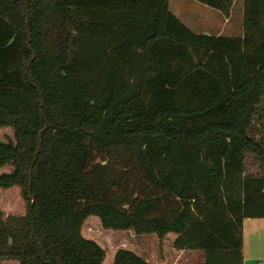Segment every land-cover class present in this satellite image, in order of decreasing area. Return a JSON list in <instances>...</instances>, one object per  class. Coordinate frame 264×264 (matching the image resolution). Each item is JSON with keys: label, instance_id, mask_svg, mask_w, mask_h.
Returning <instances> with one entry per match:
<instances>
[{"label": "trees", "instance_id": "16d2710c", "mask_svg": "<svg viewBox=\"0 0 264 264\" xmlns=\"http://www.w3.org/2000/svg\"><path fill=\"white\" fill-rule=\"evenodd\" d=\"M0 125V189L26 202L0 211V260L102 264L95 215L243 264V219L264 217V0H243L238 36L168 0H0ZM111 264L149 263L120 247Z\"/></svg>", "mask_w": 264, "mask_h": 264}, {"label": "rangeland", "instance_id": "374dc122", "mask_svg": "<svg viewBox=\"0 0 264 264\" xmlns=\"http://www.w3.org/2000/svg\"><path fill=\"white\" fill-rule=\"evenodd\" d=\"M168 4L169 10L195 32L214 34L220 28L222 35L238 36L242 32L240 24L243 19V0L234 1L226 21H224L226 16L222 12L196 0H168ZM12 137V129L0 125V141L9 140ZM10 170L11 166L5 165L0 167V174ZM25 210L26 202L22 198L18 186L13 185L9 188L0 189V211L4 216L7 214L23 215ZM82 233L85 237L95 240L105 249L102 264H111L115 250L120 247H127L134 251L139 249L140 252L145 249V253L149 254L150 258L159 264H166L173 259L172 254L174 252L171 249V240L174 234H168L167 239L160 245L155 241L157 238L155 234L135 235L128 230L104 229L99 218L95 215H89L86 218ZM180 262L182 264L185 262L186 264H202L201 252L196 250L188 252L186 256L181 257ZM0 264H17V262L11 259H3L0 260Z\"/></svg>", "mask_w": 264, "mask_h": 264}, {"label": "crops", "instance_id": "0c3cea01", "mask_svg": "<svg viewBox=\"0 0 264 264\" xmlns=\"http://www.w3.org/2000/svg\"><path fill=\"white\" fill-rule=\"evenodd\" d=\"M228 16L225 18L224 21H226L227 18H229ZM240 26H242V23L240 24ZM221 30H222L221 28L216 30L214 34L216 35L221 34ZM203 33L213 34L209 32H203ZM241 34L242 32L240 33V35ZM242 235H243V243H242L243 264H264V217L244 218L242 222ZM144 237H149V236H144ZM167 237L168 235L162 241L159 240L158 238L156 239L154 238V239L155 241H157V243L161 245L162 243H164V240H166ZM174 237H172V239ZM171 249L174 252V253L172 252L173 259L171 261L169 260L168 262H166V264H179V263L182 264V262H180L181 257L184 255L186 256L188 252L193 251L187 249H180V250L174 249L172 247V240H171ZM135 252L141 257H143L146 262L150 264H159L157 261L152 260L149 254L145 253V249H143V251L141 252L138 249L135 250ZM185 260L188 261V259ZM184 264H186V262Z\"/></svg>", "mask_w": 264, "mask_h": 264}]
</instances>
